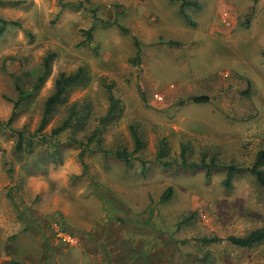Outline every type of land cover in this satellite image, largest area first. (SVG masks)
Returning <instances> with one entry per match:
<instances>
[{
    "label": "rangeland",
    "instance_id": "1",
    "mask_svg": "<svg viewBox=\"0 0 264 264\" xmlns=\"http://www.w3.org/2000/svg\"><path fill=\"white\" fill-rule=\"evenodd\" d=\"M185 1L196 4L184 7L190 22L180 13ZM0 18L17 24L0 38V122L13 113L17 80L31 89L50 53L51 73L14 128H38L61 73L85 67L91 78L45 131L75 102L89 104L83 129L59 137L58 161L33 172L35 156L18 155L16 138L0 130V264H79L81 253L83 264L99 256L108 264H264V242L248 249L228 241L264 229L256 178L236 174L228 189L224 170L208 178L177 165L186 148L190 162L248 168L264 148V0H0ZM103 80L120 101L108 125ZM200 96L209 101H191ZM132 130L145 147L128 167L109 151L133 153ZM163 147L171 168L158 161ZM214 238L223 241L204 242Z\"/></svg>",
    "mask_w": 264,
    "mask_h": 264
},
{
    "label": "trees",
    "instance_id": "2",
    "mask_svg": "<svg viewBox=\"0 0 264 264\" xmlns=\"http://www.w3.org/2000/svg\"><path fill=\"white\" fill-rule=\"evenodd\" d=\"M80 6L76 7L74 4L69 3V8L74 9H82L83 4H79ZM190 5L196 7V4H191L187 1L183 3L181 7L180 13L181 16L185 19L186 22H190L188 16L185 13L184 7ZM99 19L95 21H98ZM17 25L15 22H11L8 20H4L0 18V38L3 37L5 32L8 30L9 27ZM123 32L127 33L128 30L123 28L118 23H115ZM87 36V41L90 42L93 39L92 31L89 30L85 32ZM136 47L138 49V55L135 60H132L134 63L138 64L140 61V42L138 40L135 41ZM171 44V43H170ZM56 55L54 53H50L43 61L42 70L43 74L41 76H37L36 80L34 81L33 87L29 90L24 89L20 84V81L17 80L16 82V89L19 93L18 99L14 101V110L13 113L8 120V122L3 123L0 122V130L10 133L16 138V145L14 147L15 152L20 155L24 156L27 154L29 156H35L34 162L31 163V168L33 172H38L45 167V165L49 161H58L62 157L63 153V144L60 142L59 137L66 133L67 131L70 132H77L79 129H83L82 127L88 120L89 110H91L89 104L84 103L83 105L75 102L69 108V115L68 117L61 122L60 125L53 128L51 132L48 134L46 131L47 127L51 123L52 119L54 118L55 114L57 113L59 107L64 105L67 102V99L70 93L77 87L86 86L90 83V75L85 67H80L76 72L67 74L61 73L54 81V91L50 97L44 103L43 113L40 120V124L38 128L32 133L30 132L27 127H22L21 129H16L13 127V123L16 118L20 115L21 111L24 110L32 96L34 90L38 91L42 85L44 84L45 80L51 73L52 63L55 59ZM103 85L107 88L109 93V102L110 108L108 110L107 115L102 119L103 125H108L113 120L117 118V111L120 107V101L114 96L112 92V88L109 87L103 80ZM209 98L206 96L194 97L191 98V101L194 103L202 104L207 103ZM100 127L97 128L96 132L93 135V138L90 139L92 142L93 139L98 137L100 134ZM132 136L135 141L136 149L133 153L129 152L126 148L124 149H117L109 151L111 155H113L118 160L125 163L126 166L132 167L133 165V155L135 153L140 152L144 149L145 144L143 143L141 137L137 133L136 130H132ZM40 148L39 153H36L37 148ZM108 154V152H106ZM187 151L186 148L183 149L181 154V162L177 165L184 170H201L206 171L207 177L210 178L213 170H224L227 172V178L224 182L225 186L228 189L232 188V181L233 177L236 174H241L248 172L252 176H254L259 184V186L264 190V148L259 151L256 156V159L252 166L248 168H240L233 165L230 166H223L217 164L214 160L208 162L205 159H202L200 162H190L186 156ZM167 157V150L163 147L160 151L158 156V161L164 168H171L173 167V163L170 161L165 160ZM144 163V162H143ZM30 169V166H28ZM173 188H169L167 192L162 196L163 202H168L173 197ZM221 239L214 238L211 240H204L206 243H220ZM229 243L241 247V248H248L252 249L261 243L264 242V229H260L250 233L246 237H230L228 238ZM7 264H28L25 262H20L17 260H11L7 262Z\"/></svg>",
    "mask_w": 264,
    "mask_h": 264
},
{
    "label": "built area",
    "instance_id": "3",
    "mask_svg": "<svg viewBox=\"0 0 264 264\" xmlns=\"http://www.w3.org/2000/svg\"><path fill=\"white\" fill-rule=\"evenodd\" d=\"M59 239L66 245L74 246L77 244V240L71 235L62 233L59 235Z\"/></svg>",
    "mask_w": 264,
    "mask_h": 264
},
{
    "label": "crops",
    "instance_id": "4",
    "mask_svg": "<svg viewBox=\"0 0 264 264\" xmlns=\"http://www.w3.org/2000/svg\"><path fill=\"white\" fill-rule=\"evenodd\" d=\"M76 247V246H73ZM88 254L86 253H81L80 254V263L83 264L84 260L87 258ZM99 264H108V261L105 263L104 260L99 256Z\"/></svg>",
    "mask_w": 264,
    "mask_h": 264
}]
</instances>
